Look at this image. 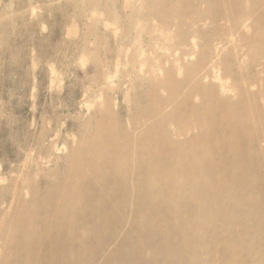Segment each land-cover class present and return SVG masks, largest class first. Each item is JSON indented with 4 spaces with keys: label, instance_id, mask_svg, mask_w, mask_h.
Returning a JSON list of instances; mask_svg holds the SVG:
<instances>
[{
    "label": "bare ground",
    "instance_id": "6f19581e",
    "mask_svg": "<svg viewBox=\"0 0 264 264\" xmlns=\"http://www.w3.org/2000/svg\"><path fill=\"white\" fill-rule=\"evenodd\" d=\"M173 1L151 0L141 14L188 15ZM235 1L242 0L190 2L195 8L204 4L201 12L194 13L199 10L195 9L189 16L198 24L194 28L210 24L217 29L211 63L203 57L202 62L185 65L189 81L200 90V100L180 94L184 80L168 69L162 84L169 86L170 94L153 97L139 114L143 111L146 116L148 108L166 104L172 106L170 112L149 115L133 131L120 135L112 128L89 126L90 135L81 140L85 147L79 146L76 161L66 166L67 174L46 190L44 203L38 208H17L9 221L14 232L0 233V250L13 258L11 264H75L76 260L95 264L94 257L107 258L114 251L135 255L156 236L169 247L163 251L149 248L153 257L158 251L163 261L176 256L177 264H218V258L219 264H232L233 258L247 251L264 260V248L249 247L251 240L264 239V223L258 217L264 210V165L263 170L254 167L264 157V63L256 64L250 84L243 86L235 101L227 97L211 101L209 94H214L216 86L206 82L214 66L224 62L225 56L218 51L242 39L247 31L258 39L264 37V0H249L247 7H236ZM221 20L230 26L219 24ZM194 55L195 51H188L179 60ZM256 83L262 84L258 92L251 88ZM180 106L194 112L187 130L179 125L171 128ZM146 122L151 127L141 128ZM104 137L118 147L111 148ZM57 187L62 189L56 193ZM113 221L128 225L115 235L120 248L112 250L103 243L93 246L100 230ZM72 236L73 240L67 239ZM78 238L91 243L79 244ZM48 248L52 252L47 253Z\"/></svg>",
    "mask_w": 264,
    "mask_h": 264
},
{
    "label": "rangeland",
    "instance_id": "374dc122",
    "mask_svg": "<svg viewBox=\"0 0 264 264\" xmlns=\"http://www.w3.org/2000/svg\"><path fill=\"white\" fill-rule=\"evenodd\" d=\"M150 1L0 0V233L14 232L9 221L17 208L26 205L38 208L44 203L52 183L61 180L67 174L66 166L76 161L79 146L85 147L81 140L90 135L89 126L112 128L120 135L133 131L149 115L161 110L170 112L172 106L166 104L160 109L148 108L146 116L143 111L139 114L153 97L170 94L169 86L162 84L167 77L165 70L173 69L176 78L184 80L180 94H187L192 101L202 97L189 81L185 65L202 62L203 57L206 63H211L210 57L215 54L217 29L210 24H199L201 28L196 29L198 24L189 17L195 9L199 10L194 13L201 12L204 4L195 8L191 0H174L173 4L188 14L174 18L168 11L159 15L141 14ZM234 4L247 7L249 0ZM219 24L227 27L231 23L221 20ZM242 37L218 51L225 56L223 64L228 72L222 63L214 66L211 78L206 80L216 86L214 94H209L211 101L220 97L235 101L243 86L250 84L257 71L256 64L264 63V37L258 39L249 31ZM188 51H195L196 55L179 60ZM251 88L258 92L262 84L256 83ZM180 108L173 115L176 126L172 124L171 128L179 125L187 130L194 122V112L188 107ZM147 127L151 124L141 126ZM103 141L110 143L107 137ZM110 146L118 147L112 143ZM90 161L97 164L96 160ZM263 165L261 157L254 167L263 170ZM76 177L73 176L74 182ZM61 189L57 187L54 191ZM258 217L264 223V210ZM127 226L118 221L106 225L93 240V246L103 243L117 250L120 246L115 244V235L126 231ZM156 237L157 240L145 242L135 255L114 251L107 258L94 257L92 262L177 264L176 256L163 261L157 257V251L153 257L150 246L162 251L169 247ZM76 241L91 243L84 238ZM249 247L263 250L264 239L251 240ZM48 251L52 252L49 248ZM77 255L72 257L76 259ZM203 256L204 253L200 259ZM13 261L0 250V264ZM236 261L264 264V260L248 251L233 258L232 264ZM75 264L83 263L76 260Z\"/></svg>",
    "mask_w": 264,
    "mask_h": 264
}]
</instances>
